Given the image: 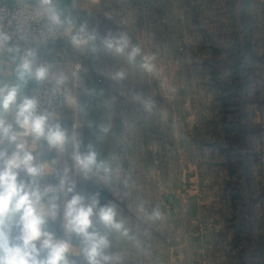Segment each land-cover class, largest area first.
<instances>
[{"label": "rangeland", "instance_id": "rangeland-1", "mask_svg": "<svg viewBox=\"0 0 264 264\" xmlns=\"http://www.w3.org/2000/svg\"><path fill=\"white\" fill-rule=\"evenodd\" d=\"M142 1L102 0L81 22L127 32L154 74L71 47L65 127L120 168L110 187L78 190L127 217L143 247L113 234L123 264H264V0ZM119 69L128 77L113 81ZM141 202L165 219L146 222Z\"/></svg>", "mask_w": 264, "mask_h": 264}, {"label": "clouds", "instance_id": "clouds-1", "mask_svg": "<svg viewBox=\"0 0 264 264\" xmlns=\"http://www.w3.org/2000/svg\"><path fill=\"white\" fill-rule=\"evenodd\" d=\"M32 15L46 20L52 39L63 37L74 49L94 57H118L145 73L156 72L155 55L134 44L127 32L109 30L101 35L87 21L78 22L71 13L65 14L58 0H38ZM11 39L0 18V57L14 53L8 65L0 66V74L10 71L15 80H0V264H123V256L111 251L113 234L137 249L143 247L127 217L116 203L102 204L100 191L78 190L80 180L110 187L113 178L119 177V165L113 167L116 158L100 159L91 143L82 150L79 135H69L58 113L51 110L50 97L61 93L67 75L54 71L50 63H39L34 48L10 47ZM127 77L128 72L119 69L111 79L119 82ZM30 82L36 87L28 94L25 89ZM45 85L51 87L41 93ZM42 99L49 104L43 110ZM134 99L146 113L153 112L151 98L137 95ZM99 129L107 134L110 125ZM52 152L64 159L43 158ZM52 176L56 182H46ZM137 212L149 223L165 219L159 207L148 211L143 202ZM57 227L62 233L59 237Z\"/></svg>", "mask_w": 264, "mask_h": 264}, {"label": "built area", "instance_id": "built-area-1", "mask_svg": "<svg viewBox=\"0 0 264 264\" xmlns=\"http://www.w3.org/2000/svg\"><path fill=\"white\" fill-rule=\"evenodd\" d=\"M88 1L90 0H58V6L67 14L66 6L68 4L77 5ZM37 6L38 0H15L14 2L0 0V18L3 20L5 30L12 36L9 46L18 47L21 51L27 48H34L38 52L39 63H50L53 68L66 74L68 66H75L73 56L70 53L72 46L63 37L58 36L56 39H52L47 35L46 20L44 18H34L32 15L33 9ZM9 22L11 23L9 24ZM17 28L20 29L19 32ZM46 50L52 56L50 60L41 58V54ZM13 55L14 53H5L4 56L0 57V66L8 65ZM5 74H0V77L5 76ZM72 75H77L76 70L72 71ZM35 87V84L30 82L27 88L28 94H31ZM49 87L51 86L45 85L44 88L40 89L41 93ZM64 89H62L61 93L50 97L52 101L51 110L58 113L59 121L64 117L68 107L67 95ZM45 107H49V104L46 99H42L41 110ZM43 158L61 160L60 157L56 156L55 152L46 153ZM46 182L55 183V176L48 177Z\"/></svg>", "mask_w": 264, "mask_h": 264}, {"label": "crops", "instance_id": "crops-1", "mask_svg": "<svg viewBox=\"0 0 264 264\" xmlns=\"http://www.w3.org/2000/svg\"><path fill=\"white\" fill-rule=\"evenodd\" d=\"M10 2H14L15 0H8ZM102 0H90L88 1L87 3H78L77 5H70L68 4L66 7H67V14L68 13H71V14H75V13H83L82 16H85L87 14H92L94 10L98 9L100 4H101ZM143 2V5L146 3V4H149L150 3V0H144L142 1ZM153 3V2H151ZM4 56V55H3ZM51 54L49 53V51H44L42 54H41V58L44 59V60H50L51 59ZM76 61L74 60V63ZM74 65V64H73ZM72 67H75V66H70ZM69 69V67H68ZM54 71H58L56 68H53ZM0 80H3L5 82H15L14 80V76L12 74V72H7L5 74V76L3 77H0ZM25 91L28 93V89H25Z\"/></svg>", "mask_w": 264, "mask_h": 264}, {"label": "trees", "instance_id": "trees-1", "mask_svg": "<svg viewBox=\"0 0 264 264\" xmlns=\"http://www.w3.org/2000/svg\"><path fill=\"white\" fill-rule=\"evenodd\" d=\"M75 18H76V20L77 21H79V22H81V20H83V17L84 16H82L83 15V13H75V14H72ZM56 47V46H55ZM70 53H71V55L73 56V59L76 61V59H77V56H75V54H73V52H72V49H70ZM67 111V110H66ZM65 122H66V118H65V116H64V118L60 121V123L65 127ZM66 128V127H65ZM67 129V128H66ZM68 130V129H67ZM68 132H69V130H68ZM57 233H61L60 232V230H59V228L57 227L56 228V234ZM61 235H62V233H61ZM60 234H57V236L59 237V236H61Z\"/></svg>", "mask_w": 264, "mask_h": 264}]
</instances>
